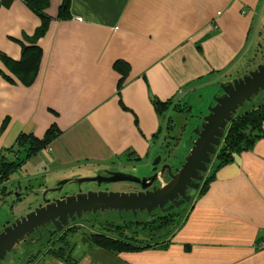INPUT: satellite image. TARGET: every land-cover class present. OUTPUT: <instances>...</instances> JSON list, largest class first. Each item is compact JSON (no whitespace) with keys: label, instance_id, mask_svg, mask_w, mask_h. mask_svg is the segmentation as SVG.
<instances>
[{"label":"crops","instance_id":"crops-1","mask_svg":"<svg viewBox=\"0 0 264 264\" xmlns=\"http://www.w3.org/2000/svg\"><path fill=\"white\" fill-rule=\"evenodd\" d=\"M260 1L71 0V18L51 19L42 37L34 39L37 17L21 0H0L2 56L15 62L22 46L32 44H39L42 53L32 85L0 76V129L8 119L0 131V157L14 161L18 170L27 165L21 178L16 170L8 183L16 182L14 191L22 188L17 180L35 188L34 177L41 174L50 187L56 172L85 175L70 167L87 159L113 167L145 163L164 121L152 100L175 97L177 88L196 86L199 76H213L225 66L247 69V28L263 13ZM116 59L131 66L120 91L124 109L116 92L119 75L112 68ZM202 107L198 102L194 112ZM53 126L60 135L21 163L24 151L17 136L32 132L41 138ZM213 175L165 248L115 256L85 248L73 258L78 264H264V136ZM0 194V199L6 197ZM31 199L12 206L23 209ZM30 264L68 263L39 252Z\"/></svg>","mask_w":264,"mask_h":264},{"label":"water","instance_id":"water-1","mask_svg":"<svg viewBox=\"0 0 264 264\" xmlns=\"http://www.w3.org/2000/svg\"><path fill=\"white\" fill-rule=\"evenodd\" d=\"M218 82V91L221 90V94L212 96L206 107L208 113L203 116L199 127L193 128L194 138L190 140L191 146L185 150V154L178 160L173 170L167 161L159 166L161 155L158 153L148 163L147 175H134L115 169L117 167L104 165L102 173L93 176L61 179L54 181L50 187L46 184L40 188L42 190L12 191V195L4 203L5 207L10 205L13 199L21 200L23 198L21 195L30 196L33 201L27 204L26 212L10 214L13 220L10 222L8 219L2 224L0 261L16 244L23 240L27 241L30 234L49 224L53 227L46 229V232L51 235L62 231L76 218L89 212L113 210L121 216L122 212L128 211L133 215L138 211L147 213L155 209L165 211L192 198L219 145L227 122L244 102H249L259 89L264 87V60L241 76ZM162 172H166V180H162L160 176ZM155 181L161 184L156 186L153 183ZM90 182L96 184L97 190L81 188L80 184ZM117 182L136 184L141 191L100 189L101 184ZM65 185H68L66 189L68 191L60 194ZM189 188L191 190L186 195ZM51 193L57 196H47ZM177 197L180 199H176ZM167 202L169 204L164 207ZM33 204L36 206L32 207ZM185 207L184 204L181 209Z\"/></svg>","mask_w":264,"mask_h":264},{"label":"trees","instance_id":"trees-1","mask_svg":"<svg viewBox=\"0 0 264 264\" xmlns=\"http://www.w3.org/2000/svg\"><path fill=\"white\" fill-rule=\"evenodd\" d=\"M21 2L37 17L39 21L37 28L32 34L34 39H39L40 37H42V35L46 32L51 19L66 20L71 18L72 16L71 0H58L56 7L52 12V3H54L55 0H21ZM41 54L42 53L39 44H32L30 47L23 45L21 58L15 60V62H12V60L8 58V60H6L2 56L4 54L0 52V58L5 60L0 61V76L8 82H13L15 77L20 80V83L23 86L32 85L39 71L38 67ZM112 68L119 75V79L116 85V92L119 99V105L124 109L125 107L121 103L120 91L125 84V80L130 77L131 66L126 60L116 59L112 64ZM202 76H199V78H201ZM253 99L249 102H245L240 108H238V113L236 112L235 117L227 124L226 130L223 133L224 135L220 138L218 152L215 155V160H217V162L212 166V173L210 172V174L206 176V178H204L206 179L203 180L204 183L202 185L200 183V186L197 189L196 196L202 195L207 190L209 182L214 178L213 172L216 169L232 161L234 155L249 151L252 148L253 144L258 139L264 136V130L262 126V122L264 120V98L260 101H253ZM152 104L154 109L159 114H161V112L168 106L169 102L152 100ZM7 122L8 119L4 118L1 124V132L5 129ZM59 135V129H57V127L55 126L45 132L41 138L34 136L32 132L20 133L16 138V142L18 146L24 151L23 156L20 157L21 163H23L25 159L38 153L45 146L49 145L51 141L56 139ZM163 145L164 144H162L160 148H163ZM47 149H50L49 146L47 147ZM125 154L128 155L130 154V152L127 151ZM17 166L18 164H16L14 161H10L0 157V187L5 186V183H8L9 180H11L12 174L16 170H18ZM41 178L44 180L43 183L40 185V187L35 188L29 187V182L22 184V182H19V180H17L18 184L22 187L19 191H25L29 189L39 190L41 187L46 186L47 179H44L42 176ZM52 195L53 193L47 196ZM17 200H20V198ZM186 216L187 215L184 211L182 221L186 218ZM123 218L124 217L122 216L121 219ZM165 218L167 219L166 215L162 217L159 216L157 219H151L152 223H148L146 228L142 227L143 224L147 223L146 221L137 220L135 222L136 224H133L132 222L134 220L129 218L124 222L127 229L125 231H122L120 230L121 228L114 226L112 222L105 221L103 225L101 224L102 227L99 232L87 234L86 236L80 238V240L85 243V248H99L110 256L151 248L162 249L167 246L169 237H171L175 230L183 223L176 221V218L170 220H166ZM133 228L136 229L134 230ZM137 229L143 232L144 238L138 237ZM82 231L86 232L84 229H82ZM66 234L67 233L62 234V237L64 239L67 238L65 236ZM145 235L147 237H145ZM32 236L34 237L33 234ZM23 242L30 245L34 244V241L30 238H28L27 241ZM259 242L260 241H257V243ZM53 250L54 249H51L47 252L51 253L57 258H61L68 264H78V259L73 258L72 256V245L70 251H68V253H66L65 255L55 253L53 252ZM29 251L30 250H25L17 254L16 257L20 255L21 258H19V260L17 258L16 259L18 261H21V263L12 260V264H30L35 258V255L30 253Z\"/></svg>","mask_w":264,"mask_h":264},{"label":"rangeland","instance_id":"rangeland-1","mask_svg":"<svg viewBox=\"0 0 264 264\" xmlns=\"http://www.w3.org/2000/svg\"><path fill=\"white\" fill-rule=\"evenodd\" d=\"M263 3H264V1L261 0L260 1V8H261ZM255 19H256V16L252 20L251 30L249 31V35H248V40H247L248 52L247 53L257 54V56H261L264 54V33H261V34L259 33V30H262V27H258V29H256L255 31H252V30H254ZM262 23L264 24V20ZM260 26H261V24H260ZM228 67H230V66H225V67L221 68V70L218 71V73H216L213 76H209L208 74H206V75H203L205 77L199 78L196 80V82H198L197 83L198 90L202 92V96L200 98V104H202V106L205 105V107H206L207 104L211 101L212 96L216 92V90L212 92L211 89L214 88V84H216V82L230 80L231 78H229V75L231 77L232 76L237 77V76H241L242 73L244 72V70L242 68L231 71V70H227ZM250 67L252 68L253 65H250ZM224 73L227 75H224ZM211 83H212V86L210 87ZM190 90H188L187 95H191ZM263 98H264V90L260 91L254 97V99L253 98L252 99H253V101H260ZM161 114L163 115L165 122L163 121V127L160 131L159 140L157 142L153 141L151 146H150L151 149L154 147V151L152 152L150 159H148V160L145 159L144 161H142L145 163L137 164L135 166L134 165L133 166L116 165L115 167H117L118 169H120L122 171L131 173L134 175L146 174L147 170L149 168L148 163L158 153H160V155H161V160L159 162V166H160V164L163 163V161H167L169 163V165H171V166H174L175 164H177L178 160L181 159L182 155L185 153V151L182 152L183 147L190 145V138L187 135L188 134L187 131H189V132L192 131V129H193L192 124L187 123L184 126V124L181 121L177 123V121L179 120V117L177 116V114H174L173 112H170L169 114H164L163 112H161ZM235 115H236V113L233 115V118L235 117ZM232 119L230 121H232ZM230 121H228L227 124ZM227 124L225 126L224 132L226 130ZM262 126L264 127V120L262 122ZM186 135H187V137L185 138ZM175 138H177L176 141L174 140ZM162 144H164L163 148H160ZM219 145H220V141H219ZM219 145L217 146L216 151L212 156L211 162L208 165L206 173L208 172L209 169L212 170V166L214 165V163L217 162V160H215V155L218 152ZM169 155H170V157L166 158ZM53 156H54V154H53ZM39 157H41L43 163L48 162L47 158L43 157L41 154H39ZM53 165H56V163L54 162ZM51 166H52V164H51ZM109 166H111V165H109ZM26 167H27V165L24 164V166H21L20 170H18L17 173H18V176L20 178H21V174L25 172ZM70 168L71 169L74 168V170H73L74 173H76L78 175L85 174L83 176L88 177V176H93V175L100 173V172L102 173L104 166L99 165L97 163H94V161H91L90 159H87L84 161L82 160L79 163L73 164ZM49 169L50 168L47 167L46 171H48ZM206 173H205V175H206ZM52 177L55 178L54 181L56 182V181H60L61 179L70 178L72 176L66 177L65 173L62 174L60 172H56L55 174L52 175ZM34 178H36L35 182L37 183V187H40V185L44 181L41 178V174H36V176ZM155 183L161 184L158 181L157 182L155 181L154 184ZM80 186L82 189L97 190V186L93 182L82 183V184H80ZM8 187L11 188L14 192L15 187H16V182L14 185H13V183L12 184L9 183ZM100 187H101L100 189L119 190V191H125V190H131L132 189V185L129 183H126V182L101 184ZM67 188H68V185H65L61 189V193H63L64 191H68V190H66ZM40 190H42V189H40ZM53 196L56 197L57 195H53ZM0 197H1V194H0ZM20 197H23L22 199H25V195H21ZM32 199L30 201H28L26 203V205H24L23 209H20L17 205H15V207H13L12 204H10L11 206L8 205L7 207H5V204L0 201V230H1L2 224L4 222H6L8 219H11L10 214H22V213L26 212L27 211L26 206L29 202L33 201ZM13 201L16 202L17 199H13ZM36 204H37V202H36ZM35 206L36 205L33 204L32 207H35ZM179 211H180V214L178 217H176L175 220L178 222H182V219L184 216V211L186 212V207H185V209L179 210ZM124 214H125L126 218H133L135 220H142V219L148 220L149 219V217L145 211H138V212H136L135 215H133L132 212L124 213ZM160 214H163V213L160 212ZM75 220H76V222H74L72 225L70 224V227H67L62 231L55 232L51 236H48L44 232L43 233V235H44L43 243H45V244L30 245V244H25L23 241H20L8 253H6L4 259L2 261H0V264H12V260H15V261L21 263V261H18L19 258H21V256L18 255V257H16V255L22 251H25V250H30L29 252L34 254L35 256L39 252L49 253L47 251L51 250V249H54L53 252H55V253L65 255L66 253H68V251H70L71 245H72L73 246V251H72L73 255H75V256L80 255L82 253V251L85 250V247H86L85 243H83L80 240V238H82L83 236H86L87 234H90V233L99 232L105 221L119 222L120 216L118 215V213L116 211H113V210L112 211H98L97 213H90L89 212L86 214H82L80 218H76ZM48 229H51V228H48ZM82 229H84L86 232H83ZM133 229L135 230L136 228H133ZM162 231H163V229H162ZM63 233H67L65 235L67 238L64 239L62 237ZM137 235L139 238H144L143 232L141 230H138ZM145 237H147V236L145 235ZM46 240H50V241H46ZM125 263H126V261L123 264H125ZM127 264H129V263H127Z\"/></svg>","mask_w":264,"mask_h":264},{"label":"bare ground","instance_id":"bare-ground-1","mask_svg":"<svg viewBox=\"0 0 264 264\" xmlns=\"http://www.w3.org/2000/svg\"><path fill=\"white\" fill-rule=\"evenodd\" d=\"M263 5H264V3H263ZM262 11H263V13L255 15L256 19H255V23H254V30H252V31H255L256 29H258V27H262V30H259L260 34L264 33V24L262 23L264 20V10H262ZM254 17H253V19H254ZM260 24H261V26H260ZM250 30H251V24L247 28V34L248 35H249ZM247 40H248V38H247ZM250 58H251V62L249 63V67L247 69H244V72L242 74H245L247 71L254 69L257 64L261 63L262 60H264V54L261 56H257V54H250ZM250 65H253V67L251 68ZM212 83L210 84V87L212 86ZM186 88L187 89H185V87H184L183 91L180 90V87L177 88L176 93H175V97H171L169 99L163 100V102H169V104L162 112L164 114H169L170 112L177 114V116L179 117V120L177 121V123L181 121L184 124V126H185V124H187V120H189L190 121L189 124H192V128H194L196 126L199 127V125L201 124V121L203 119V116L208 113V110L206 108L207 106L205 107V105H204L202 107V109H201L202 111L200 113H195L194 110H196L198 102L200 103V98L202 96V92L198 90L197 85L193 86V87H192V85H187ZM218 89H219V82H216V84H214V88H212L211 91L213 92L216 90V92L214 94L219 95V94H221V90L218 91ZM188 90H190L191 95H187ZM262 90H264V87L262 89H259L258 93ZM158 115L164 119L162 114L158 113ZM192 131H193V129H192ZM192 131H190V132L187 131V133H188L187 135L189 136L190 139L194 138ZM174 140L176 141L177 138H175ZM190 146H191V144L183 147V151L187 150V148H189ZM175 166H177V164H175L174 166H171V167L174 168Z\"/></svg>","mask_w":264,"mask_h":264},{"label":"flooded vegetation","instance_id":"flooded-vegetation-1","mask_svg":"<svg viewBox=\"0 0 264 264\" xmlns=\"http://www.w3.org/2000/svg\"><path fill=\"white\" fill-rule=\"evenodd\" d=\"M190 140H192V139H190ZM191 142V141H190ZM168 158V157H167ZM163 162H166V161H163ZM115 169H118V168H115ZM171 169L173 170V168L171 167ZM206 173V172H205ZM205 173H204V175H203V179L201 180V185L204 183V181L203 180H206V179H204L205 178ZM150 174V173H149ZM140 175H143V174H140ZM147 175V174H146ZM160 176H161V178H162V180H166V178H167V174H166V172L164 173V172H162L161 174H160ZM154 183V182H153ZM9 184V183H8ZM132 185V189L131 190H127V191H135V192H138V191H141V189H140V187L138 186V185H136V184H131ZM155 185L156 186H158V184L157 183H155ZM199 186H200V184H199ZM1 193L2 194H5L6 195V197L8 196H10L11 194H12V189L11 188H6L5 189V186H1ZM101 188V187H100ZM199 188V187H198ZM191 189L189 188L188 190H186V195L188 194V192L190 191ZM64 193V192H63ZM63 193H60V194H63ZM68 193V192H67ZM196 193H197V189H196V191H195V194L192 196V198H190L187 202H182V203H180V204H178V206H176V207H173V208H171V209H169V210H165V211H161L160 209H155V210H151L150 211V213H147V215H148V217H149V219L148 220H146V219H142V221H146L147 223H145V224H138V225H142V227H144V228H146V226H147V224L148 223H152L151 222V219H157L159 216L160 217H162V216H165L166 215V217H167V219L166 220H170V219H173V218H176V217H178L179 216V214H180V211L179 210H181V208L183 207V205L185 204L186 205V209H187V207L189 206V204H190V202L191 201H193L194 200V198L196 197ZM54 195V194H53ZM52 195V196H53ZM51 196V197H52ZM6 197H4V198H2V199H0V201L2 202V203H5L6 202V200L7 199H5ZM176 199H180L179 197H177ZM169 204V202H167V203H165L163 206L165 207V206H167ZM158 211V212H157ZM160 212L161 213H163V214H160ZM97 213V212H96ZM124 213H129V211L128 212H122L121 213V216H120V220H119V222H112V224L114 225V226H117L118 228H121L120 230H122V231H125V230H127L126 229V226H125V224H124V222H125V220H128L129 218H126L125 217V214ZM122 216L124 217L123 219H121L122 218ZM130 219H132V220H134L132 223L133 224H136L135 222L137 221V220H135V219H133V218H130ZM161 219V218H160ZM159 219V220H160ZM11 220H13V219H10V222H11ZM131 220V221H132ZM74 222H76L75 220L74 221H72L71 223H69V225H67V227H70V224L72 225ZM50 226H51V228L53 227L51 224H49V225H47L46 227H44V228H39V230L38 231H34L32 234L34 235V237L32 236V234H30L29 235V237L28 238H30L31 240H33L34 241V244H45V243H43V237H44V235H43V233L45 232L47 235H48V233L46 232V229H48V228H50ZM150 226V225H149ZM66 227V228H67ZM1 228H2V226H1ZM65 229V228H64ZM64 229H62V230H64ZM138 230V229H137ZM52 235V234H51ZM51 235H48V236H51ZM24 241V240H23ZM46 241H50V240H46Z\"/></svg>","mask_w":264,"mask_h":264}]
</instances>
